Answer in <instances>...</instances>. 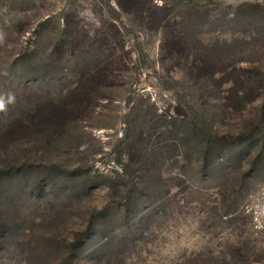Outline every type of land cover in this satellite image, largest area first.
Segmentation results:
<instances>
[{
    "label": "rangeland",
    "instance_id": "374dc122",
    "mask_svg": "<svg viewBox=\"0 0 264 264\" xmlns=\"http://www.w3.org/2000/svg\"><path fill=\"white\" fill-rule=\"evenodd\" d=\"M0 177V264H264V0H0Z\"/></svg>",
    "mask_w": 264,
    "mask_h": 264
},
{
    "label": "built area",
    "instance_id": "2783aa9c",
    "mask_svg": "<svg viewBox=\"0 0 264 264\" xmlns=\"http://www.w3.org/2000/svg\"><path fill=\"white\" fill-rule=\"evenodd\" d=\"M243 212L251 219L253 229L261 235L264 243V186L258 194L248 198Z\"/></svg>",
    "mask_w": 264,
    "mask_h": 264
},
{
    "label": "trees",
    "instance_id": "16d2710c",
    "mask_svg": "<svg viewBox=\"0 0 264 264\" xmlns=\"http://www.w3.org/2000/svg\"><path fill=\"white\" fill-rule=\"evenodd\" d=\"M1 179H2V177H0V182H1ZM0 192H1V187H0ZM4 205H5V200H3V197H0V208L4 207ZM13 229H14V224L7 222V227L5 228L4 233L7 234L9 232H13Z\"/></svg>",
    "mask_w": 264,
    "mask_h": 264
}]
</instances>
